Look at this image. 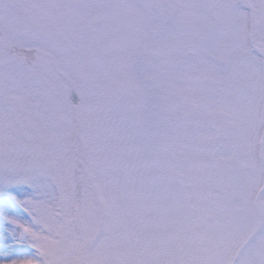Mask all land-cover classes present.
<instances>
[{"label": "snow or ice", "instance_id": "snow-or-ice-1", "mask_svg": "<svg viewBox=\"0 0 264 264\" xmlns=\"http://www.w3.org/2000/svg\"><path fill=\"white\" fill-rule=\"evenodd\" d=\"M0 264H264V0H0Z\"/></svg>", "mask_w": 264, "mask_h": 264}]
</instances>
